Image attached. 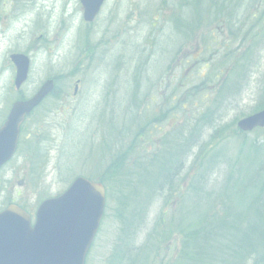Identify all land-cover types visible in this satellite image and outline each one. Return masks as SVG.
I'll list each match as a JSON object with an SVG mask.
<instances>
[{
    "label": "rangeland",
    "instance_id": "rangeland-1",
    "mask_svg": "<svg viewBox=\"0 0 264 264\" xmlns=\"http://www.w3.org/2000/svg\"><path fill=\"white\" fill-rule=\"evenodd\" d=\"M234 1L220 0V3L230 6ZM17 2L20 8L16 10L21 9L23 14L20 30L17 25L12 28L13 30L0 29V33L5 34L0 35V72L2 71L0 114L6 113L8 105L15 96L11 72L8 69L10 65L8 56L16 48H24L32 54L34 70L26 87L27 90H35L45 74L61 75L62 68L66 65H69L68 69L73 67L77 73L84 70V75L79 74L83 81L79 86L81 95L77 105H82V109L81 112L61 113L59 109L52 110V107V111H47L50 115L40 113L34 119L41 123L40 129L34 133L38 135L41 130V140H49L46 145L50 154L40 158V162L43 160L41 166L46 165L47 168L38 167L33 172L30 159L31 141L28 139L23 151L21 150L16 159L0 174V210L12 200L21 201L29 209L35 210L40 200L66 189L67 180L77 173V175L90 172L100 174L107 171L103 167V162L101 165L92 161L95 155L90 151L92 141L97 137V127L99 128V125H102V128L106 127L109 120L106 111L100 114V118L97 117L96 104L99 108L103 106L107 108L108 104H105L102 96L100 97L107 87L120 92V96L132 98L131 86H139L138 73L132 70L135 65L137 66L139 56L143 54L145 37L148 39L153 36V31L149 34V30H161L157 32L158 41L153 45L156 50L152 53L154 56L152 61L139 64L145 65L147 70L145 78L140 77L143 79V83H140L141 87L143 86L145 91L153 89L155 95L159 96L153 105L160 113L154 127L162 124L165 128L156 137L149 139V143L154 141L153 143L148 146L140 145L138 150L143 152V156L146 152L156 154L155 161L159 160L157 157L165 147L161 145V137L164 136V132L172 128L174 120L166 118L169 111L160 112L161 98L157 92L162 80L164 85L169 83L170 91L181 92L182 88L181 100L185 95L190 97L185 96L187 109L190 108L196 117L187 120L192 129L185 132L183 125L187 121L181 114L182 120L186 121L184 124L181 121L182 149L174 157L173 149L168 151L164 174L155 175L147 171L143 172L145 177H141V173L136 175V171H130L133 165L124 167L125 169L116 173V177L120 178L124 186L121 190L119 187L111 188L109 192L110 199L101 232L92 247L87 264H111L116 254H120L122 261L128 260L132 255L145 254L147 264H170L177 256L176 245L181 244L183 235L179 237L177 224L173 223V227L168 226L169 217L180 213L183 218L182 227L185 229L190 222L186 220L192 218L197 207L200 206L201 209L197 210L193 220L201 218L208 211L205 209L216 201L215 196L224 192L223 189L230 186V182H235L237 188L241 179L248 180L249 173L254 167L250 166L244 173L238 172L237 178H240L238 184L232 179L239 166L244 165V161L238 160L237 156L246 159L248 155L251 157L256 155L245 147L255 141L261 144V149L264 151V131L243 132L237 129V122L254 113L264 101V25L261 29L255 24V19L264 13V0H237L235 6L233 5L235 9L228 11L226 15H221L223 21L231 22L232 27L225 29L222 25L214 36L202 30H209V26L211 28L217 26L220 20H214L207 26L205 23L215 18L216 14L211 17L208 8L205 9L201 7L202 4L195 3L198 15L200 9L203 13L199 22L201 42H212L216 39L217 44L212 46V51H205L197 64L184 67H180L179 60L175 64L173 59L176 57L174 52L180 42L179 39L169 40V35H165L168 34V30L169 32L172 30L175 23L173 19L169 20V17L174 16L178 8L183 16L184 0H108L102 13L94 21L92 30H85L90 39L89 50L84 42V30H77L83 18L80 0H14L4 7L11 12L12 7L17 6ZM207 5L216 10V3L209 2ZM63 6L68 11L66 14L62 13ZM0 12V27H2L3 6L0 7ZM69 13L73 17L67 18ZM161 15L165 18L161 19ZM39 17L42 20L41 24ZM64 17L67 19L60 27ZM263 17L257 21L263 23ZM166 43H169V51L162 52ZM195 44H197L196 40L188 46ZM188 46L185 45L183 48V62L192 54ZM95 53L103 58L92 61L90 58ZM119 64L126 67L125 78H120ZM227 80L229 82L226 86ZM176 81L179 83L175 84ZM75 85V82H70L68 86L65 80L59 82L61 92L56 95L60 93L59 97L63 103L70 102L73 106L76 104L73 99ZM164 92L167 93L168 90L165 89ZM138 95L136 94L134 98ZM168 100L170 98L166 97L167 102ZM54 102L52 98L50 104L54 105ZM117 102L109 107V116L112 114L111 110L116 108L118 111L115 116L121 115V118H116L119 129L132 132V121L139 115L131 112L132 117H125L128 113L125 109L127 106L122 105L125 98L121 105H119L120 97L117 98ZM65 107L68 106H63L62 109ZM86 114L88 118H92L86 119ZM144 115L145 113L142 116ZM124 117L133 120L129 125H125L121 122ZM30 127L31 123L27 128ZM70 127L68 141L65 143ZM181 136L173 130L170 135L175 139ZM73 141H80V146L74 145L76 150L72 149ZM132 141L133 134L132 137H125L123 147L130 145ZM113 147L116 149L118 145L115 144ZM36 148H40V142L36 143ZM259 155L261 159L256 158V165L260 163V167L264 164V152ZM128 160L132 162L134 158H129L128 155L124 162ZM230 172L232 177L229 181L227 179ZM33 175L36 177H32ZM137 176L142 178L143 182H136ZM146 176H151L152 180L148 181ZM167 183L169 187H181L183 192L180 199L179 196L173 195L170 201L167 191L165 192ZM146 184L147 186H144ZM148 187L151 188L147 189ZM131 190L136 193L135 200L131 198ZM243 191H246V188ZM248 194L249 192L246 191V195ZM172 219L178 220V218ZM164 220L168 222L167 225L162 223Z\"/></svg>",
    "mask_w": 264,
    "mask_h": 264
},
{
    "label": "water",
    "instance_id": "water-1",
    "mask_svg": "<svg viewBox=\"0 0 264 264\" xmlns=\"http://www.w3.org/2000/svg\"><path fill=\"white\" fill-rule=\"evenodd\" d=\"M104 0H82L85 19L92 21ZM17 84L27 78L29 60L14 56ZM46 82L30 100L17 102L0 129V168L14 154L20 126L42 100L53 91ZM243 130L264 126V110L239 122ZM103 184L78 177L61 196L44 201L37 222L21 207L9 205L0 212V264H85L86 255L99 228L105 207Z\"/></svg>",
    "mask_w": 264,
    "mask_h": 264
},
{
    "label": "trees",
    "instance_id": "trees-1",
    "mask_svg": "<svg viewBox=\"0 0 264 264\" xmlns=\"http://www.w3.org/2000/svg\"><path fill=\"white\" fill-rule=\"evenodd\" d=\"M180 93H183L182 88L181 92L176 93V96L170 99L169 113L166 114V117L170 120L173 119L174 122L172 128H169L168 132H164V140L173 139L170 137L172 130L181 136V126L187 120H193L196 117L194 112L185 109L187 106H182L183 103L187 104L186 97H190L185 95L186 97L184 96L183 100H181ZM175 102L177 104L173 105ZM145 104L146 106L143 109L145 115H140V110L136 109L139 117L132 121V124L136 126L134 131L136 142L124 149H126L127 155L133 153L136 155L132 157L145 161V166L143 167L148 168L152 165L151 162L155 160L156 155L152 157L151 153L146 152L143 156V152L139 151L138 147L146 142V137L150 135L149 129L155 121L148 118L146 101ZM181 114L184 115L186 121L182 120ZM157 116L159 115H156L155 118ZM181 121H183V124H181ZM164 128V126L160 125L156 132L160 133ZM191 129L187 121L183 125V131L188 132ZM169 143L170 141L167 144ZM175 143L176 145L165 146L166 151L173 149L172 156L177 155L182 149V136L180 139H175ZM261 147V144L255 141L249 146L250 152L256 154L251 157L249 165L258 166V169L253 173H249L247 181L244 179L240 181V178H237V173L236 177L233 178L237 184L240 181L237 188L234 185L235 182H230V186H226L223 189L224 192L219 194L218 201L208 206L205 209L208 211L201 218L187 220L190 222L185 229H182L180 222L178 223V229L184 230V241L178 248L175 260L170 264H264V164L260 167V163L256 165L257 154L264 152ZM98 150H100L97 151L99 154L102 149ZM125 157L126 155H123L120 159L122 160ZM100 159H102V156ZM103 161L105 162V160ZM139 164L140 162L137 160L136 165L138 166ZM113 165H115L116 169L112 168ZM105 167H107L108 171L104 173L90 172L86 174L93 180L103 182L107 186L108 192L115 187L121 189L124 185L120 178H115L116 176L112 175V172L118 173L121 170L120 168L126 167L124 163L117 160L115 155L107 160ZM110 168L112 169L109 172ZM141 169L145 170L144 168ZM247 169L248 167L243 165L238 169V172L244 173ZM231 177L232 172H230L227 180L231 179ZM121 179L125 181L123 178ZM140 182L143 181L140 180ZM144 186H147V184ZM245 188L249 192L248 195H246V191H243Z\"/></svg>",
    "mask_w": 264,
    "mask_h": 264
},
{
    "label": "flooded vegetation",
    "instance_id": "flooded-vegetation-1",
    "mask_svg": "<svg viewBox=\"0 0 264 264\" xmlns=\"http://www.w3.org/2000/svg\"><path fill=\"white\" fill-rule=\"evenodd\" d=\"M9 2H14V0H1V4H2L3 9H4V13H3L4 20L2 21V27H0V29L1 30H13L12 28L15 25H17L18 26V30H20L19 29V25H20V23L23 20V14L21 12V9L20 10H16V9L20 8L19 2H17V6L16 7H12L13 10H11V12L9 11V9L6 10L5 7H4V5L6 6V4L9 3ZM93 24L94 23H87L84 20L80 21V25L82 26L83 30H92L91 27L93 26ZM11 65H12V68L14 69V72L12 70L11 74H12V77H14V74L16 73V71H15L16 69H15V66H14L13 63H11ZM30 72H31V70H30ZM18 93L20 95H24L25 91L20 89L18 91ZM23 98H27V96H25Z\"/></svg>",
    "mask_w": 264,
    "mask_h": 264
}]
</instances>
